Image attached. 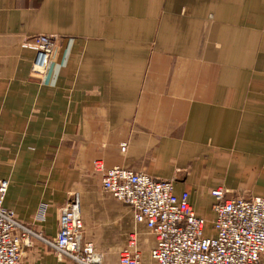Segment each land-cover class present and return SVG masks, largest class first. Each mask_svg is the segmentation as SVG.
Listing matches in <instances>:
<instances>
[{
    "label": "crops",
    "instance_id": "0c3cea01",
    "mask_svg": "<svg viewBox=\"0 0 264 264\" xmlns=\"http://www.w3.org/2000/svg\"><path fill=\"white\" fill-rule=\"evenodd\" d=\"M40 34L58 37L44 77L25 45ZM99 159L174 179L207 236L213 189L264 196V0H0L5 207L54 237L77 195L104 264L133 232L141 264H158L154 234L103 190ZM23 250L28 264H70L38 240Z\"/></svg>",
    "mask_w": 264,
    "mask_h": 264
},
{
    "label": "built area",
    "instance_id": "2783aa9c",
    "mask_svg": "<svg viewBox=\"0 0 264 264\" xmlns=\"http://www.w3.org/2000/svg\"><path fill=\"white\" fill-rule=\"evenodd\" d=\"M56 36L40 34L25 43L36 51L32 73L44 77L53 58ZM127 144H122L125 151ZM95 172L101 174L103 190L128 204L134 220L145 224L154 234L152 258L158 264H264V196L236 193L227 197V190L217 187L213 209L214 234H205L206 220L196 214L188 192L177 196L175 180L156 179L126 167L106 168L99 159ZM9 178H0V264H28L24 246L35 240L51 248L70 264H104L94 244L84 239V223L77 195L61 207L60 227L54 237H47L17 219L4 201L10 186ZM46 204L36 217L44 221ZM135 232L121 252L116 264H141Z\"/></svg>",
    "mask_w": 264,
    "mask_h": 264
},
{
    "label": "rangeland",
    "instance_id": "374dc122",
    "mask_svg": "<svg viewBox=\"0 0 264 264\" xmlns=\"http://www.w3.org/2000/svg\"><path fill=\"white\" fill-rule=\"evenodd\" d=\"M37 36H38V35H37ZM34 38H35V37L31 38V40H33ZM31 40H30V41H31ZM30 41H29V42H30ZM55 42H56V47H55V51H56V48H57V45H58V37H56ZM54 54H55V52H54ZM53 56H54V55H53Z\"/></svg>",
    "mask_w": 264,
    "mask_h": 264
}]
</instances>
